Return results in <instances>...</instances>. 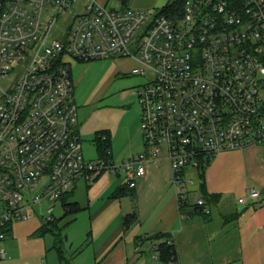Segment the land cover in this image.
<instances>
[{
  "label": "built area",
  "instance_id": "obj_1",
  "mask_svg": "<svg viewBox=\"0 0 264 264\" xmlns=\"http://www.w3.org/2000/svg\"><path fill=\"white\" fill-rule=\"evenodd\" d=\"M117 57L145 79V151L118 166L85 157L69 63ZM263 142L264 0H187L173 16L99 0H0V262L13 223L44 202L54 204L52 221L79 179L125 172L134 189L146 164L165 154L184 207L188 173L201 161ZM194 211L211 214L202 198Z\"/></svg>",
  "mask_w": 264,
  "mask_h": 264
},
{
  "label": "crops",
  "instance_id": "obj_2",
  "mask_svg": "<svg viewBox=\"0 0 264 264\" xmlns=\"http://www.w3.org/2000/svg\"><path fill=\"white\" fill-rule=\"evenodd\" d=\"M99 1L104 4L109 0ZM168 3V0H131L129 7L151 10ZM121 59L128 61L132 68L136 66L132 60ZM135 106L139 120L141 108L138 103ZM125 108H122L123 113ZM76 129L79 133V126ZM104 132L111 137L112 146V130ZM128 139L130 157L145 151L141 126L134 134L129 132ZM188 175L193 179V171ZM197 175L199 178L198 172ZM80 181L71 191L72 196ZM84 181L87 186L88 181ZM201 184L199 178L198 192L200 198L209 202V216L195 212L189 202L184 207L179 206L171 165L164 156L149 161L146 176L137 181L136 188L119 184L104 205L91 215V230L83 241L78 240L80 237L78 241L64 237L62 229L66 230L82 211L90 209V203L87 207L79 204L83 210L72 223L64 226L61 222V233L54 237L52 249L56 255L53 260L32 252L21 254L12 228L11 242L6 247L8 256L0 264H171L155 249L164 242L176 252L175 264H264V142L242 151L216 155L205 170L204 194ZM121 187L125 188L124 193L115 197ZM159 187L162 194L157 195ZM108 188L107 192L111 186ZM252 190L258 191L260 196L252 199ZM128 194L136 196V202L128 204L125 201ZM243 198L247 199L246 204L240 203ZM117 202L121 210L116 220H102ZM130 214H135L138 221L125 229L124 219ZM163 235L168 238L159 239Z\"/></svg>",
  "mask_w": 264,
  "mask_h": 264
},
{
  "label": "rangeland",
  "instance_id": "obj_3",
  "mask_svg": "<svg viewBox=\"0 0 264 264\" xmlns=\"http://www.w3.org/2000/svg\"><path fill=\"white\" fill-rule=\"evenodd\" d=\"M168 1L172 2L173 0ZM104 4L109 7H118L120 5L117 0H109ZM162 7L158 6L155 9L147 10L155 14ZM75 9H77V6ZM68 19L69 17L66 16L62 21H67ZM69 63L74 85V100L79 114L77 126H79L85 157L94 162L99 160V153L94 141L96 134L101 130L108 131L111 129L112 158L110 161H113L118 166L130 157L128 151L131 149V144L129 143L128 133L134 134L137 128L141 126L142 120L141 117L139 120L137 119L135 104L138 103L140 105L137 94H139L141 87L145 84V79L133 75V68L130 63L118 57L89 63L70 60ZM13 81L14 79L9 77L1 83L2 88L8 90ZM124 107L126 108L123 113L122 108ZM162 156H165V154ZM193 174L192 185L186 186L187 201L191 205L196 204V201L200 198L197 188L199 178L196 171H193ZM98 181V184L95 181L87 182L91 186L87 187L88 185L86 186L84 179H81L75 195L69 198V202L76 201L82 207H87L88 203H90V209L82 211L77 216L76 221L69 225L66 230L62 229L64 237L69 236L70 239L83 241V238L87 237L91 230V217L104 205L111 196L112 191L119 184H126L127 174L125 172L107 171L100 176ZM108 186H111V188L107 192ZM160 187L156 191L157 195L162 194V188ZM125 201L128 204L134 203L136 202V196L128 194ZM147 201L150 205L149 200ZM119 202L109 209L102 220H116L121 210ZM53 205L51 202H44L35 208L34 215L31 218L13 223V238L17 241L16 246L21 254L25 255L27 252L36 253L37 255L42 254L49 261L55 257V250L52 249L54 236L48 232L41 233L42 227L47 224L45 219L48 217L47 210ZM55 205L53 217L59 220L63 217L65 209L62 201L57 202ZM67 220H64L62 224ZM60 227H62L61 223ZM9 242H11V238L6 239L3 246L6 248Z\"/></svg>",
  "mask_w": 264,
  "mask_h": 264
},
{
  "label": "trees",
  "instance_id": "obj_4",
  "mask_svg": "<svg viewBox=\"0 0 264 264\" xmlns=\"http://www.w3.org/2000/svg\"><path fill=\"white\" fill-rule=\"evenodd\" d=\"M117 1L122 7H129V4L131 2V0H117ZM186 1L187 0H173L172 2H169L166 6H164L160 10V14L173 16V13L176 11L181 13L184 9V5ZM94 141H95V145L97 147L98 153H99V157H100L99 159H104L106 161L111 160L112 158L111 137L106 132L101 131V132H97ZM210 161L211 160L207 162L201 161L197 169L200 181L202 183L201 189H202L203 194L205 191V170L208 167ZM102 174L103 173L98 174L96 178L94 179V181H96ZM124 186L128 188L126 184ZM124 191H125V188L123 187L118 188L115 193V197H120L122 193H124ZM71 196H72L71 192L67 193L66 195L63 196L61 200L63 203L64 209H65V213L63 217L60 218L59 220L54 218L52 221L47 222V224L42 227L41 233L48 232V233H51L55 238H57L59 234L61 233L60 223L67 219L68 220L65 221L64 226L72 223L75 219V216L83 210V208L79 205V203L68 201ZM205 202L209 206L208 204L209 202H207V200H205ZM137 221L138 220L135 214H130L126 216L124 219L125 229H129L131 226L135 225ZM160 238H168V236L167 235L159 236V239ZM159 251H161L162 258L165 259L166 261L172 260L173 258L176 259V256H175L176 252L171 246H168L167 243L165 242L159 245Z\"/></svg>",
  "mask_w": 264,
  "mask_h": 264
},
{
  "label": "water",
  "instance_id": "obj_5",
  "mask_svg": "<svg viewBox=\"0 0 264 264\" xmlns=\"http://www.w3.org/2000/svg\"><path fill=\"white\" fill-rule=\"evenodd\" d=\"M264 194V192H262Z\"/></svg>",
  "mask_w": 264,
  "mask_h": 264
}]
</instances>
